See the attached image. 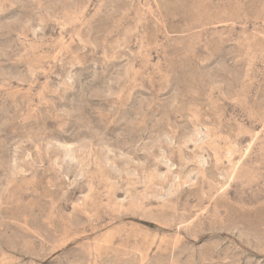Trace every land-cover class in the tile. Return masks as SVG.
<instances>
[{"label":"rangeland","instance_id":"1","mask_svg":"<svg viewBox=\"0 0 264 264\" xmlns=\"http://www.w3.org/2000/svg\"><path fill=\"white\" fill-rule=\"evenodd\" d=\"M0 264H264V0H0Z\"/></svg>","mask_w":264,"mask_h":264}]
</instances>
